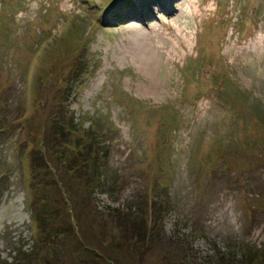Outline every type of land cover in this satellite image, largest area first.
<instances>
[{
	"label": "rangeland",
	"instance_id": "1",
	"mask_svg": "<svg viewBox=\"0 0 264 264\" xmlns=\"http://www.w3.org/2000/svg\"><path fill=\"white\" fill-rule=\"evenodd\" d=\"M149 2L0 0L2 261L264 264V0Z\"/></svg>",
	"mask_w": 264,
	"mask_h": 264
},
{
	"label": "trees",
	"instance_id": "2",
	"mask_svg": "<svg viewBox=\"0 0 264 264\" xmlns=\"http://www.w3.org/2000/svg\"><path fill=\"white\" fill-rule=\"evenodd\" d=\"M72 128H74V125L69 127L70 130H72ZM99 136L100 135H96L95 132H90V131L85 132L84 133V138L86 140L85 148H84V151L81 154H79L78 157H75V158L71 157L69 160H66L65 159L66 158L65 157V151L64 150L59 151L61 145H57L58 148L54 151V155L56 157L55 162L66 160L67 162H65V163L69 166V168L71 170H74V171L79 170V172L82 174V176L87 177V181H88L87 185L96 184L99 188L104 189V184L100 183V179H105V177L107 176L106 171L108 170V162L105 159L103 160V157H101V156H103L102 155L103 153H102L101 149L96 145V144L100 143V141H97ZM67 137H68V134L63 129V126L60 125L58 127L57 137H55L54 140H56L57 142H62L63 140L67 139ZM104 142H102V143H104ZM75 149H76V147H75ZM76 159H82L83 162L77 163ZM110 181H111V179H110ZM105 189H107L112 194H115V192H117V188L112 187L111 184H109V187L108 188L106 187ZM31 203L33 205H36V204H34L33 201H31ZM45 207L46 206L40 207V213L38 212L39 216L36 219V221H38V223H39L38 231H39V234L41 237L40 243L42 245H44L42 243V241L44 239H45V243H46V241L50 238L49 237L50 232L47 230V226L51 225L50 214L55 212L54 210H51V209L47 210ZM153 213H154V215H156V213H158L156 207L154 208ZM68 228L72 229L71 226H69ZM42 247H44V246H42ZM250 251L252 252V254H250V255H252L254 257V255H255L254 252H257V251H255V249H253V248H250ZM16 254H17L18 258L13 259L12 262L7 263V262L2 261L0 259V264H18V263L19 264H37V261L39 258V254H37V255H34L33 253L29 254L23 248H18L16 250ZM250 259L254 260L252 258H250ZM16 262H18V263H16ZM251 262L252 261H249V263H251ZM252 264H253V262H252Z\"/></svg>",
	"mask_w": 264,
	"mask_h": 264
},
{
	"label": "bare ground",
	"instance_id": "3",
	"mask_svg": "<svg viewBox=\"0 0 264 264\" xmlns=\"http://www.w3.org/2000/svg\"><path fill=\"white\" fill-rule=\"evenodd\" d=\"M252 32H253V31H252ZM147 61H148V60H147ZM149 65H150V64H149ZM49 237H50V236H49ZM49 237H48V238H49Z\"/></svg>",
	"mask_w": 264,
	"mask_h": 264
}]
</instances>
